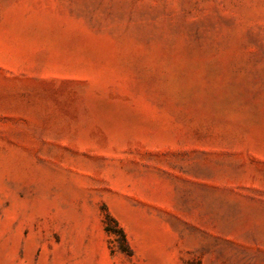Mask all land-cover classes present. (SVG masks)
I'll use <instances>...</instances> for the list:
<instances>
[{"label": "rangeland", "instance_id": "obj_1", "mask_svg": "<svg viewBox=\"0 0 264 264\" xmlns=\"http://www.w3.org/2000/svg\"><path fill=\"white\" fill-rule=\"evenodd\" d=\"M0 264H264V0H0Z\"/></svg>", "mask_w": 264, "mask_h": 264}, {"label": "trees", "instance_id": "obj_2", "mask_svg": "<svg viewBox=\"0 0 264 264\" xmlns=\"http://www.w3.org/2000/svg\"><path fill=\"white\" fill-rule=\"evenodd\" d=\"M106 225V231L108 234H116L119 236V239L117 240L119 244V250L122 253L130 254L131 251L123 229L120 228L118 223L110 216H107L106 218Z\"/></svg>", "mask_w": 264, "mask_h": 264}]
</instances>
